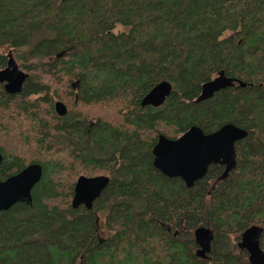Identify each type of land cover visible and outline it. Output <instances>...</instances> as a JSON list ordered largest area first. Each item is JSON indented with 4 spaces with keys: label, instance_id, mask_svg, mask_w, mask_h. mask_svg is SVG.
<instances>
[{
    "label": "trees",
    "instance_id": "trees-1",
    "mask_svg": "<svg viewBox=\"0 0 264 264\" xmlns=\"http://www.w3.org/2000/svg\"><path fill=\"white\" fill-rule=\"evenodd\" d=\"M9 56L28 78L0 85V180L42 177L31 205L0 212V264H249L252 226L264 251V0H0V70ZM220 74L245 87L199 101ZM163 81L165 102L142 107ZM226 124L247 132L226 179L212 165L187 188L154 168L160 135ZM79 176L109 178L91 210L71 207Z\"/></svg>",
    "mask_w": 264,
    "mask_h": 264
},
{
    "label": "water",
    "instance_id": "water-1",
    "mask_svg": "<svg viewBox=\"0 0 264 264\" xmlns=\"http://www.w3.org/2000/svg\"><path fill=\"white\" fill-rule=\"evenodd\" d=\"M28 74L20 70L12 56L0 70V84L10 95L21 93ZM245 87L240 81L226 78L220 74L217 78L202 85L199 101L212 98L213 95L234 84ZM77 83L73 88H77ZM172 87L168 82H160L153 87L141 100V106H161L170 95ZM58 116L67 114V107L62 102L55 103ZM247 132L233 124H226L213 133L205 134L200 128L192 126L175 140L160 135L152 149L153 166L168 178L180 179L187 188L203 179L212 165L223 167L220 180L226 179L236 167L235 144L246 138ZM2 155L0 154V165ZM42 177V167L30 164L19 173L0 180V212L7 211L16 204L31 205V192ZM109 183L106 176H79L74 184L71 207L77 209L83 206L91 210L93 202ZM262 228L252 226L246 229L240 237L238 247L247 253L249 264H264V251L260 247ZM194 240L198 249L196 255L202 259L210 251L213 234L210 229L199 227L194 231Z\"/></svg>",
    "mask_w": 264,
    "mask_h": 264
},
{
    "label": "rangeland",
    "instance_id": "rangeland-1",
    "mask_svg": "<svg viewBox=\"0 0 264 264\" xmlns=\"http://www.w3.org/2000/svg\"><path fill=\"white\" fill-rule=\"evenodd\" d=\"M119 30H123L121 27H118L117 28V31H119ZM17 65H18V63H17ZM23 71V70H22ZM99 222H100V230H102L101 231V236H105L106 235V231H105V229H104V226H103V219L101 218V216L99 217ZM240 242V241H239Z\"/></svg>",
    "mask_w": 264,
    "mask_h": 264
},
{
    "label": "flooded vegetation",
    "instance_id": "flooded-vegetation-1",
    "mask_svg": "<svg viewBox=\"0 0 264 264\" xmlns=\"http://www.w3.org/2000/svg\"><path fill=\"white\" fill-rule=\"evenodd\" d=\"M1 85V84H0ZM67 111H68V109H67ZM215 166V165H214ZM219 166V165H218ZM223 168V167H222ZM197 246V245H196ZM197 249H198V247H197Z\"/></svg>",
    "mask_w": 264,
    "mask_h": 264
}]
</instances>
